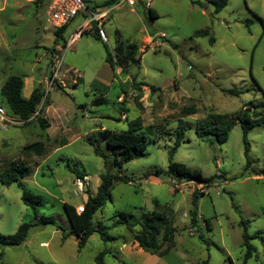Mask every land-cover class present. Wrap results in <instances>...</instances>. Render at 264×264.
<instances>
[{
    "label": "rangeland",
    "instance_id": "rangeland-1",
    "mask_svg": "<svg viewBox=\"0 0 264 264\" xmlns=\"http://www.w3.org/2000/svg\"><path fill=\"white\" fill-rule=\"evenodd\" d=\"M108 1L89 0L87 10L79 11L64 32L67 39L90 18L89 11H106L102 22L108 42L93 37L95 26L90 22L73 46L61 52L59 73L66 86L53 85L46 92L45 52L50 57L56 45L54 29L46 22L48 0H0V87L12 74L22 76V93L32 86L43 87V99L51 104L49 111L56 119L53 122L61 128L46 132L35 119L0 125V173L12 161L27 165L31 171L22 181L30 192L41 196L38 215H52L62 229L32 225L23 243L0 246V264H95V255L104 248L110 253L103 264H135L132 247L131 256L120 251L133 240L123 224H114L119 219L116 212L141 219L161 209L155 207L154 199L172 211L174 246L164 255L168 264H199L206 258L208 264H264V175L245 169L244 138L236 119L246 106H252L264 120V0H228L219 11L209 0H197L201 4L150 0L157 12L153 19L141 11V0L132 6L135 12L126 3L114 6L120 0ZM203 29L209 34L192 37L194 31ZM148 34L151 39L144 38ZM116 40L135 42L139 59L117 73L106 63L104 47L112 53ZM66 69L81 74L75 84L65 75ZM228 89L238 93L230 94ZM101 92L104 100L92 103ZM121 95L124 101L118 99ZM0 106L15 118L1 94ZM184 107H193L195 112L187 115ZM121 113L127 118L121 119ZM135 118L144 124L140 130L147 136L146 155L122 163L121 174L132 180L115 181L110 200L95 213V220L106 225L115 239L104 241L94 233L79 248L76 238L67 233L69 223L61 201H81L93 195L100 173L118 172L111 149L101 142L105 163L93 152L88 138H97L104 128L126 130ZM210 122L226 127L222 143L214 134L196 133V124ZM178 124L184 126V134L172 160L204 177L221 175L209 186L167 176ZM245 138L251 166L263 168L264 123L250 128ZM39 140L46 143L43 156L22 149ZM66 165L89 175L84 194H76L74 174ZM193 190L203 191L197 202L198 231L190 224ZM242 220L248 221L246 230L256 248L246 261ZM34 221L31 207L21 199V188L0 180V234H12L22 222Z\"/></svg>",
    "mask_w": 264,
    "mask_h": 264
},
{
    "label": "trees",
    "instance_id": "trees-1",
    "mask_svg": "<svg viewBox=\"0 0 264 264\" xmlns=\"http://www.w3.org/2000/svg\"><path fill=\"white\" fill-rule=\"evenodd\" d=\"M85 4L89 0H83ZM112 0H109L108 3H111ZM228 0H209L214 6L215 11H219L227 4ZM244 2L246 0H243ZM192 3L201 4L197 0H191ZM87 6V5H86ZM88 8V7H87ZM146 16L149 19L155 18V15L151 9H147ZM261 21V19H260ZM68 24L54 30V43H64L65 37L64 32ZM208 29L196 30L192 33V37L205 36L208 35ZM96 40H99L96 34V28L92 34ZM209 42H213V38L209 37ZM106 55L105 61L114 69L116 66L119 67L122 72L127 69V66L132 62H138L137 51L138 46L135 42L125 41V40H116L113 52L111 53L108 50V47L104 44ZM52 51V48L50 49ZM60 87V85H58ZM23 88V78L20 75L12 74L8 76L0 87V94L5 102L8 104L11 113L23 123H28L32 119H35L36 122L41 127H46V120L39 115L38 105L44 97L43 87L40 85L33 87L28 97L22 96ZM61 88V87H60ZM226 92L230 94H237L238 91L235 89H228ZM104 100L103 95L97 96L93 103L97 104ZM251 107H245L243 112L240 115L236 116L238 120L244 138V156L246 159L245 169H250L251 172H254L258 175H264L263 168H255L251 166V159L248 154L249 144L246 141V135L250 128L256 125H261L264 123V120L260 118V113L251 110ZM253 112L251 118L249 112ZM182 112L185 114L194 113L193 107H184ZM141 123L139 118H135L128 124L126 130H110L102 129L99 136L89 137L88 143L91 145L93 152L103 157L104 162L107 163L106 154L101 147V142L105 144L106 147L110 148L113 154V164L116 165L118 172L112 173L106 171L100 173L99 175V184L96 188V191L93 195L87 196L86 200L83 203V210L77 213L76 208L67 203L62 202L61 206L65 213V216L69 223L68 234L73 235L76 238L77 246L80 248L85 245L87 238L94 234L98 233L104 241L115 239V237L110 236L107 233V226L104 225L101 221L95 220V213L97 210L102 208L107 201L110 200V189L115 181H124L130 182L132 179L124 174H121V165L124 162L130 161L132 159L146 155L145 146L147 143V136L141 129ZM227 126V125H226ZM195 131L198 135L202 136L208 133L216 135L218 142L222 143L227 136L226 127L219 126L213 122L210 123H198L196 124ZM184 134V126L181 124L177 125L176 128V140L174 146L169 152V161L167 164L166 174L171 179L180 181H192L196 184H201L202 186H209L214 182L216 177L221 175H212L209 177H204L197 170H190L183 163L176 162L172 160L173 153L175 152L176 147L179 145V142L182 140ZM24 151H33L37 156L44 155V144L40 141H34L28 143L22 148ZM68 169L74 174L75 178L82 177L87 175L83 170L71 168L66 165ZM31 169L24 165L23 162H10L2 172L0 173V180L3 184L9 185L12 182H15L18 187L21 188V199L25 205L31 207L33 211V216L35 218L34 222H22L12 234H0V246H15L23 243L27 237L29 228L32 225H53L61 229L60 226L55 224L54 217L38 215L37 206L41 204V196L38 194H33L26 188L22 179L30 173ZM157 172V171H156ZM203 194V191L193 190L191 192V209L190 214V224L196 229L200 230L197 227L198 224V215H197V202L200 195ZM155 207H161L160 210H154L151 213L145 214L141 219H134L131 214L117 211L116 215L119 216L114 224H123L130 235V239L137 243V245L143 250L155 253L160 256H164L173 246H174V232L175 227L173 226V217L172 211L167 207V205H159L158 200H153ZM247 220H242L241 225H243L242 233V243L241 245L245 248V253L243 260L246 261L251 255L255 252V246L251 244L250 239L253 236H250L246 230ZM205 228L209 229V223L205 220ZM62 230V229H61ZM199 237L202 239V234L199 233ZM110 253L108 249H102L98 252L94 261L95 264H103V259L106 254ZM199 264H208V259L202 260Z\"/></svg>",
    "mask_w": 264,
    "mask_h": 264
},
{
    "label": "built area",
    "instance_id": "built-area-1",
    "mask_svg": "<svg viewBox=\"0 0 264 264\" xmlns=\"http://www.w3.org/2000/svg\"><path fill=\"white\" fill-rule=\"evenodd\" d=\"M143 3V7L146 9L149 8L150 0H141ZM126 3L128 6L133 8L136 4V0H120L114 4V6L121 5ZM86 5L83 0H48L46 5V22L52 27L54 30L61 28L62 26L68 24L70 20L79 12V11H86ZM90 18L85 21L82 25L78 26L73 32L70 33L68 38H65L64 43H61V46L56 43L53 46L51 55H50V67L49 73L45 78V84L47 86L46 92L53 86V85H60L66 86L65 81L62 80V75L59 73L61 70L62 65V51H66L70 49L72 44L81 37L84 29L89 26L90 22H94V26L96 28V34L99 40L103 43L108 42L107 35L103 29V22L102 17L106 14L105 12L102 13H93L89 11ZM65 37V35H64ZM69 76L71 79V83L75 84L77 79L81 77V74L74 70V69H66L65 75ZM64 75V76H65ZM121 119H126L125 113H122L120 116ZM21 120H18L16 117L7 116L0 106V125L4 124H21ZM89 184V177L88 175H83L82 177L75 178L74 186L75 192L78 195H82L87 190ZM77 213L83 210V204L77 205L76 207Z\"/></svg>",
    "mask_w": 264,
    "mask_h": 264
},
{
    "label": "crops",
    "instance_id": "crops-1",
    "mask_svg": "<svg viewBox=\"0 0 264 264\" xmlns=\"http://www.w3.org/2000/svg\"><path fill=\"white\" fill-rule=\"evenodd\" d=\"M141 7H142V9H141V11L143 10H145L144 12H146L147 11V9H151L152 11H153V13H154V15L156 16V14H157V12H156V10H155V8H153L150 4H149V8H145V7H143V5H141ZM130 11L131 12H135L134 11V9L133 8H131L130 9ZM139 17V16H138ZM140 18V17H139ZM157 33L155 32L154 33V35H156ZM151 35H147L146 37H144V38H149V39H151ZM80 38V37H79ZM78 38V39H79ZM77 39V40H78ZM72 46H73V44H72ZM114 46H115V44H114ZM53 48V47H52ZM113 49H114V47H113ZM113 49H112V51H113ZM46 54L45 55H48V70H49V67H50V57H49V54L47 53V50H46V52H45ZM107 63V62H106ZM108 64V63H107ZM109 66V65H108ZM109 68L111 69V67L109 66ZM112 70V72H114V70L116 71V73L117 72H122V70L119 68V67H115L114 69H111ZM46 75H48V72H47V74ZM110 76V75H109ZM113 77V75H111L110 76V78H112ZM45 78H46V76H45ZM110 78H109V80H110ZM99 85H101V84H99ZM103 86H105V85H103ZM23 87H24V80H23ZM33 87H35V86H32L31 88H29L28 89V91L27 92H25V93H22V96L23 97H28L29 96V94H30V92H31V90L33 89ZM56 87H58V88H60V87H62V86H58V85H56ZM134 88V87H133ZM22 91H23V88H22ZM101 95H103V93L101 92ZM104 97V96H103ZM95 99V98H94ZM93 99V100H94ZM118 99L120 100V101H124L123 100V95H121V96H118ZM43 101V100H42ZM92 103H93V101H92ZM40 105H42L41 106V108H38V110H39V115L41 116V117H43L45 120H46V122H47V126L46 127H41V126H39V127H41L42 129H46V132H49L50 133V131H51V129L55 132V131H61V128H59L57 125H56V123L55 122H53V121H55L56 119L55 118H53L52 117V114L50 113V111H49V108L51 107V104L48 102V100L45 98L44 99V101L40 104ZM45 107V108H44ZM122 115V113L120 114V116ZM126 115V114H125ZM55 117H56V114L54 115ZM58 118V117H57ZM127 118V117H126ZM30 122V121H29ZM28 122V123H29ZM23 124H25V123H23ZM39 125V124H38ZM142 125V124H141ZM144 125V124H143ZM142 125V126H143ZM54 132H52V133H54ZM55 135H58V132H56V134ZM40 141V140H39ZM46 141L47 142H49L50 140H49V137H46ZM40 142H42L43 144H44V151H46V149H45V145H46V143H44V141H40ZM47 152V151H46ZM45 153V152H44ZM88 175V174H87ZM88 177H89V175H88ZM75 178V177H74ZM90 178V177H89ZM172 180H174V179H172ZM99 181H100V179H99ZM99 184V183H98ZM89 185V184H88ZM174 191H176V190H174ZM86 198L87 197H85V198H83V199H81V201L78 199V198H68V200H62L61 202H67V203H69V204H71V205H73L74 207H76L77 205H80V204H83L84 203V201L86 200ZM93 235V234H92ZM91 236V235H90ZM124 241V240H123ZM125 243V242H124ZM130 244V245H129ZM136 246V247H135ZM131 247L133 248V250H135V254L132 256V259L134 260V262H135V264H168L167 262H166V260H164V256H160V255H158V254H155V253H150V252H147V251H145V250H143L142 248H140L138 245H137V243L136 242H132V243H127V244H125V246H123L122 248H121V253L124 255V256H131V254L129 253V251H131L130 249H131Z\"/></svg>",
    "mask_w": 264,
    "mask_h": 264
}]
</instances>
